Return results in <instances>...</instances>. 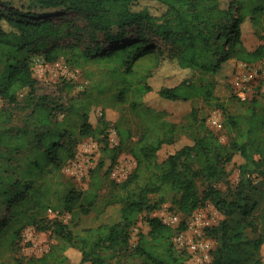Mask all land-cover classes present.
<instances>
[{
  "label": "trees",
  "instance_id": "16d2710c",
  "mask_svg": "<svg viewBox=\"0 0 264 264\" xmlns=\"http://www.w3.org/2000/svg\"><path fill=\"white\" fill-rule=\"evenodd\" d=\"M30 1L42 8L61 7L85 13L92 27L106 32L107 42L102 47L94 45L83 49L75 44L59 46L52 43L48 47L46 40L65 35L67 23H54L37 14L31 17H18L17 13L0 14V21L7 23L6 28L0 24V94L13 101L18 91L32 85L34 78L25 51L36 43L44 49L45 62L63 56L66 62L76 67L83 66V62L96 63L114 85L115 106L127 104L140 124L133 137L131 130L118 120L114 124L118 141L110 146L106 141L107 123L103 116L96 122H89L87 112H82L85 120L78 127V136H90L104 142L101 147L103 156L90 170L91 185L95 184L90 191L75 189L70 177L63 181L64 187L59 192L54 186L62 180L59 174L54 179L53 171H58L74 154L60 141L61 136L67 135L63 120L51 121L44 114L39 123L43 127L48 124L52 127L27 132L19 129L13 134L5 129L1 132V156L7 151L20 154L29 150L27 135L30 134L35 135L40 148L27 155L26 165L18 178L14 177L18 173L7 169V161L0 162V192L9 209L7 217L0 222V246L4 239L14 242L24 227L37 225L42 211L50 209L62 214L74 210L71 219L79 212L100 211L101 208L96 207V188L103 177L109 176L119 153L124 150L135 161L125 178L116 181L109 177L108 189L103 196L102 207L120 204L118 221L73 230L62 222V218H55L51 230L57 241L46 253L29 257L26 261L8 256L7 263L56 264L67 260L68 249L73 248L78 252L75 264H111L108 259L125 253L130 247L131 228L140 219L142 224L138 226L137 239L129 254L140 256L150 264H184V251H180L172 240L175 229L157 216L143 215L159 208L170 197L175 211L184 215L206 200L212 201L225 215L219 226L211 229V235L218 233L221 243L207 264H261L253 253L264 242V206L257 209L256 186L251 177L253 172L259 176L263 173L260 170L264 165V115L261 110L247 108L250 128L232 137L229 144H223L213 131L201 137L196 135V114L192 108L187 114V122L181 126L190 134L192 143L179 144L180 138L174 135L176 123L166 117L164 109L149 104L144 98L154 91L149 81L151 77L160 72L165 77L169 75V69H177L187 76L174 85L158 86L157 96L168 102L201 97L207 105L221 108L227 123L235 127L237 122L215 95L214 84L189 78L194 72L201 73V76L215 73L229 55L246 63L264 57V42L249 48L243 40L246 22L254 32L264 27V0H158L165 8L157 18L144 6L136 7L143 0ZM155 20L159 21L155 24L156 36L173 42L177 47L175 53L166 55L158 51L141 34L123 39L127 25L143 21L153 25ZM112 27L118 29L114 34L110 32ZM234 153L243 159L238 166L239 179L234 196L227 199L212 183L200 192L197 178L218 179ZM255 154H258L257 158ZM6 181L8 185L4 186ZM27 198L31 204L26 203ZM81 198L86 200L85 204L80 202ZM255 209L258 211L253 213ZM228 218H233V222ZM183 222L177 229L185 228ZM245 228L255 234L253 239L244 234ZM241 251L244 253L239 257Z\"/></svg>",
  "mask_w": 264,
  "mask_h": 264
},
{
  "label": "rangeland",
  "instance_id": "374dc122",
  "mask_svg": "<svg viewBox=\"0 0 264 264\" xmlns=\"http://www.w3.org/2000/svg\"><path fill=\"white\" fill-rule=\"evenodd\" d=\"M143 6L155 18L161 15L165 8L158 0H143L136 7L140 8ZM16 13L18 17H31L33 14H37V16L50 18L54 23H67L65 25V35L54 40H46L48 47L52 43L59 46L75 44L79 49H83L84 47H93L94 45L102 47L107 42L106 32L92 27L88 23L85 13L67 11L61 7L42 8L30 0H0V14L16 15ZM158 22V20H155L153 25L144 21L140 24L133 23L127 25L123 31V39L136 38L138 34H141L142 38L155 46L158 51L161 50L166 55L175 53L177 47L173 42L164 41L156 36L155 24ZM0 24L2 27H7V23L4 20H1ZM117 31L116 27H112L110 32L114 34ZM243 40L249 48L264 42V27L260 28L258 32H254L249 22H246L243 26ZM43 50V48H40L35 43L25 51L34 78L32 85L18 91L13 101L0 94V134L4 129L6 132L13 134L19 129H24L27 132L29 130L41 131L45 127H52L49 124L43 127L39 123L44 114L51 121L63 120V127H66L67 135L61 136L60 141L71 148V151L74 153L72 158L78 156L81 159L80 162L83 167L88 166L90 163V168L92 169L93 165L94 167L96 165L95 162L97 163L100 157L103 156L101 147L104 145V142L100 139H93L90 136H78V127L85 120L82 112L84 110L87 112L89 122H96V120H99L103 116L107 123L106 141L110 146L118 141V137L114 131V124L118 120L121 125L131 130L133 137L136 136L139 130L140 120L129 109L127 104L115 106V97L113 96L115 93L114 85L104 74V70L98 68L96 63L90 61L83 62V66L76 67L66 62L63 56H60L53 62H45ZM239 62L232 55H229L228 59L221 64L215 73H207L201 76V73L194 72L189 78V80H208L214 84L215 95L224 103L227 113L237 122L235 127L227 123L226 114L221 108L207 105L201 97L173 102L161 100L155 92L158 86L174 85L182 77L187 76L177 69H169V75L165 77L160 75L162 74L161 72L151 77L149 81L154 91L149 93L144 99L149 104L164 109L166 117L176 123L177 128L174 131V135L180 138L179 144L192 143L190 134L185 132L184 128L181 127L187 122V114L192 108L196 114L194 131L198 137L206 135L208 131H213L221 143L229 144L232 137L245 133L250 128V122L248 121V114L250 112L246 114L247 108H251L254 111L261 110V114L264 115V96L240 100L234 94L231 82L238 72L242 74L244 71L243 68L239 67ZM27 136L30 138L29 150L22 151L20 154H12L7 151V154L3 152L4 156L0 155V162L7 161V169L11 170L14 174L18 173L14 176L16 178L19 177V172L26 165L27 155L33 154L34 149L40 148L35 135L30 134ZM93 144L94 147L92 148ZM6 157H9V159H6ZM255 157L257 158L258 154H255ZM68 160L61 165L58 171H53L54 179L59 174L62 180V182L54 185L56 186V191L59 192L64 187L63 181L68 177H70V183L75 189L83 188L89 191L94 189L95 184L91 185L90 181L91 169L89 168V172L85 177L76 180L67 174L65 170ZM242 162V157L238 153H234L232 159L225 163L224 173L218 179L208 181L202 177L197 178L198 190L201 192L208 183H212L222 191V195L227 199H231L234 196L233 193L239 179L238 166ZM134 165L135 161L131 155L124 150L119 153L117 166L121 172H128ZM260 170L263 171L262 175L259 176L257 172H253L251 175L256 186L254 194L257 198V209L264 206V165L261 166ZM108 180V175L103 177L96 188V207L101 208L100 211L79 212L78 214H74L73 219L70 217H72L74 210L72 212L64 211L65 214L62 213L59 217H55L49 210L42 211L39 214L41 221H38L37 225L24 227L14 242H6V239L3 240L0 246L1 264H8V256L16 259L24 258L26 261L29 257H38L46 253L45 248L50 247L57 241L51 230V223L55 218H62V222L67 223L73 230L97 226L99 224H110L119 219V203L102 207L103 196L108 189ZM7 185L8 182H4V186ZM151 197L155 196L151 195ZM2 198L3 195L0 192V222L4 221L9 211ZM53 199H56V197H53ZM80 202L85 204L86 200L81 198ZM26 203L31 204L32 201L27 198ZM257 209L253 213H256ZM143 215L157 216L165 221H168L172 216H177V219L171 223L175 229L172 240L180 251H184V264L209 263L213 252L221 243L218 233L211 235V229L219 226L220 222L226 218L210 200H206L202 205L188 214H181L175 211L170 197L159 208ZM228 219L230 222H233V218ZM181 221H184L185 228L179 230L177 227ZM140 224L142 223L139 219L138 223L131 228V245L128 250L123 254H116L113 258L108 259L111 264H150L144 262L140 256L129 254L135 245L137 239L136 233ZM244 234L248 238L253 239L255 237L250 228H245ZM243 253V251L238 252L239 257H242ZM68 255L69 258L67 260L56 264H75L78 260L77 250L73 248L68 249ZM253 255L260 259L261 264H264V242Z\"/></svg>",
  "mask_w": 264,
  "mask_h": 264
},
{
  "label": "built area",
  "instance_id": "2783aa9c",
  "mask_svg": "<svg viewBox=\"0 0 264 264\" xmlns=\"http://www.w3.org/2000/svg\"><path fill=\"white\" fill-rule=\"evenodd\" d=\"M239 67L243 68L244 71L242 74H239L238 72L237 76L231 82V87L234 90V94L240 100H246V99H252L253 97L264 96V57L252 63H246V62L240 61ZM93 147H94V144L92 148ZM80 160L81 159L78 156H75V158L68 160L67 164L65 165V170L67 174H69L76 180L85 177L88 174L89 168H90V163L88 164V166L83 167ZM128 172H124V171L121 172L116 162L112 166L109 172V177H111L112 179L116 181H120L121 179L125 178ZM48 210L55 217H59L61 215V213H59L58 211H52L50 209ZM64 214H63V217H64ZM176 219H177V216H172L168 221H165L162 219L161 220L164 223L171 225V223L174 222ZM48 249L49 247H46L45 251H47Z\"/></svg>",
  "mask_w": 264,
  "mask_h": 264
},
{
  "label": "crops",
  "instance_id": "0c3cea01",
  "mask_svg": "<svg viewBox=\"0 0 264 264\" xmlns=\"http://www.w3.org/2000/svg\"><path fill=\"white\" fill-rule=\"evenodd\" d=\"M119 218H120V214H119ZM118 220H119V219H117L116 221H118ZM116 221H115V222H116Z\"/></svg>",
  "mask_w": 264,
  "mask_h": 264
}]
</instances>
